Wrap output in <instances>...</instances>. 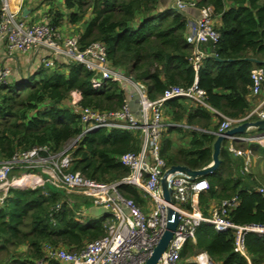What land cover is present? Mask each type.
I'll list each match as a JSON object with an SVG mask.
<instances>
[{
    "label": "trees",
    "instance_id": "obj_1",
    "mask_svg": "<svg viewBox=\"0 0 264 264\" xmlns=\"http://www.w3.org/2000/svg\"><path fill=\"white\" fill-rule=\"evenodd\" d=\"M195 1L197 6H211L213 18L219 19L214 21L218 42L213 52L202 57L196 74L189 59L193 46L185 36L184 14L172 8L159 10L158 0H63L71 23L92 14L79 31L81 44L103 42L108 63L143 82L149 97L157 98L169 85L188 86L196 75L207 106L182 96L165 100V113L176 124H165L160 139V154L167 166L179 164L191 169L211 162L212 143L222 119L217 115L218 121L212 122L211 108L230 118L243 117L250 110V70L264 68V0H229L228 5L225 0ZM45 14L48 22L59 26L62 13L57 8H49ZM34 68L23 77L0 82V161L36 145L59 151L76 138L69 147L71 170L99 182L125 176L128 167L118 157L139 149L138 134L96 128L79 135L81 124L68 104L71 92L77 91L83 105L116 108L125 97L124 87L107 79L93 88V72L75 62ZM255 130L262 132L264 128ZM172 133L179 144H174ZM185 136H189L186 142ZM228 142L226 138L221 141L216 169L200 176L207 180L208 188L198 194L199 208L208 215L213 202L216 205L236 196L238 203L230 208L227 218L235 224L263 226L264 195L257 188L264 189V171L241 173L243 159L228 150ZM240 146L264 159V141ZM22 171L24 167H15L11 175ZM118 188L136 204H145L133 185L120 184ZM56 203L60 204L57 210L52 208ZM81 204L90 205L91 200L47 183L9 186L0 205V254L5 252L0 264H36L43 259L44 243L76 251L102 236L106 214L79 220L76 212ZM21 245L26 246L25 257L17 262L14 254ZM199 252L215 264H264V233L247 231L240 252L235 249L231 230L215 231L203 222L195 228L193 239L181 247L179 264H196L190 257Z\"/></svg>",
    "mask_w": 264,
    "mask_h": 264
},
{
    "label": "built area",
    "instance_id": "obj_2",
    "mask_svg": "<svg viewBox=\"0 0 264 264\" xmlns=\"http://www.w3.org/2000/svg\"><path fill=\"white\" fill-rule=\"evenodd\" d=\"M21 2L22 0H1L0 42L3 44L5 56L31 51L36 55L34 65L45 68H53L60 62L79 63L93 72L90 79L93 88L99 87L102 81L107 79L118 82L124 87L126 94L122 104L112 109L83 105L79 102L80 93L71 92L68 104L81 124L79 135L96 128H116L137 133L140 138L137 151H127L118 157L120 162L128 167V173L110 182H99L85 177L78 170H71L73 157L69 151L70 146L55 151L48 145H36L17 150L9 158L0 161V205L9 186L34 187L28 185L27 177L35 175L33 170L38 168L44 175L43 178H38L39 185L47 183L66 191H80L91 197L93 205L100 207L103 214H106L105 233L102 236L85 242L76 251L44 243L43 259L39 260L38 264H144L165 227L167 206L178 212V222L156 264H179L181 247L186 240L193 239L195 228L203 222L215 231L231 230L235 249L240 252H243V239L247 231L264 233V225H240L227 218L230 208L238 203L236 196L220 200L211 207L208 215H203L198 205V194L208 188L204 177L196 176L191 179L183 171L168 173L165 180L170 202L163 197L160 179L169 167L160 154L164 102L169 98L182 96L194 104L207 106L204 100L205 92L198 87L196 75L190 85H169L157 98H151L143 82L108 63L107 49L103 42L93 40L82 45L79 35L63 33L48 22V17L43 12L38 20L29 21L21 14ZM171 7H176L184 14L187 24L192 28L190 41L193 48L189 59L196 74L202 57L210 51L213 52L212 49L219 39L212 8L209 5L197 6L195 0H171ZM190 9L196 10L197 16L185 13ZM188 19L191 20L190 23ZM201 44H206L207 50L201 49ZM12 71L11 66L3 62L0 66V82L10 81L13 77ZM250 78L249 95L263 93L259 103V106L263 107L264 68H252ZM128 86L130 89H127ZM262 107L249 110L243 117L236 119L224 116L211 108L222 118L216 133L242 122L252 121V115H256L257 119L264 118ZM250 127L254 126L246 128ZM226 139L229 140L228 150L243 158L240 171L246 173L249 170L252 150L240 145L249 142L262 143L264 131L237 133ZM75 140L76 138L73 143ZM18 166L24 167L25 171L17 176L11 175L12 170ZM21 179L24 182L17 183ZM120 184L136 187L149 204H136L131 197L119 190ZM257 190L264 195L263 188L258 187ZM59 205L56 203L52 208L57 210ZM79 212H76V216L81 220ZM198 263L200 264V257ZM206 264L215 263H211L206 256Z\"/></svg>",
    "mask_w": 264,
    "mask_h": 264
},
{
    "label": "crops",
    "instance_id": "obj_3",
    "mask_svg": "<svg viewBox=\"0 0 264 264\" xmlns=\"http://www.w3.org/2000/svg\"><path fill=\"white\" fill-rule=\"evenodd\" d=\"M37 0H22L21 2V14L24 18H26L29 21H36L40 18L41 16V12H44L45 6L48 5H44L42 2L40 7L42 8V11L40 10V12L38 13L39 9H35V4H36ZM52 2V5H54V7L56 6V8L58 9L59 12H61V18L59 20V26L58 28L63 32V33H69V34H75V35H79V32H77L78 30L81 31L82 28L85 25V21L89 18L92 17V14L90 12H88L89 14L86 15V17H84L83 20L77 22V23H71L69 22L68 19V10L65 8L63 0H50ZM229 0H225V4L228 5ZM157 7L159 10H164L166 8H172L171 7V0H158L157 3ZM22 9H25V14L22 13ZM185 13H191L192 16H197V11L196 10H188ZM190 16V15H189ZM186 17V16H185ZM213 20L216 22H219V19H214ZM188 22L190 23L191 20L188 19ZM192 28L190 25H186V31H185V36L186 38L190 41L192 38ZM201 49H206L207 50V46L206 44H201L200 45ZM25 52L23 53H14L12 56H5L4 54V48H3V44L0 42V66L3 64V62L5 64H8L9 66H11L12 68V72L13 75L12 76H18L21 75L22 77L29 72V68H31L30 66L36 67L35 64V54L31 51L28 52V54H26L25 56L23 55ZM3 60V61H1ZM32 70L34 68H31ZM64 70V69H63ZM21 77V78H22ZM130 89V86H128ZM126 89V90H127ZM126 94V93H125ZM263 94V93H262ZM262 94L259 95H249L248 99L250 102V110H253L255 108H260L262 107L261 105L259 106V103L261 101L262 98ZM262 109L264 110V106L262 107ZM163 112L165 113V107ZM218 116L216 113H213L212 115V122L216 123L218 121ZM169 115L167 113L163 114V123L165 124H169V125H174L176 123L170 122L169 121ZM178 125V124H177ZM255 128L257 127H250V128H245V133H252L255 130ZM172 137H174L173 139L174 144L176 143H180V141L175 139V134L172 133ZM189 136H185L184 141L186 142L188 140ZM175 144V145H176ZM251 162H252V166L250 168V170H248L247 172H252V174L256 175L257 172H262L264 171V159L259 158L256 154H254V152H252V156H251ZM242 168V166H241ZM246 172V173H247ZM38 180V179H37ZM215 205V202H213L211 204V207ZM89 210L91 211V216L94 218H97L99 215H103V211L101 210V208H97L95 206H91L89 207ZM99 213V215H97ZM202 255L207 256L206 253L202 252L198 255V259L199 257L201 258ZM208 257V256H207ZM198 259H194V262H196V264L198 263ZM193 261V260H192Z\"/></svg>",
    "mask_w": 264,
    "mask_h": 264
},
{
    "label": "water",
    "instance_id": "obj_4",
    "mask_svg": "<svg viewBox=\"0 0 264 264\" xmlns=\"http://www.w3.org/2000/svg\"><path fill=\"white\" fill-rule=\"evenodd\" d=\"M173 10L176 12H180L176 7H172ZM22 13L25 14V9H22ZM256 60V59H254ZM257 61V60H256ZM264 63V60H262ZM247 126H254L257 128H264V118L255 119L252 121H246L242 122L238 125L232 126L226 130H224L221 133H218L215 140L212 143V154H211V162L202 167V168H188L183 165L174 164L170 165L167 170L164 172L161 181V187L163 192V197L167 202H170L169 197V191L166 186V180L165 177L168 173L173 172H185L191 179H193L196 176L204 175L208 172H211L212 170L216 169L219 163V148L221 145V141L225 139L226 137L230 135H234L237 133H243L245 131V128ZM178 222V212L172 208L171 206L166 207V223L165 227L160 234L157 242L152 247V250L149 254V256L146 258L144 264H156L158 259L160 258L161 254L164 252L170 238L172 237L173 231L176 227V224ZM209 261L213 263V261L209 258Z\"/></svg>",
    "mask_w": 264,
    "mask_h": 264
},
{
    "label": "rangeland",
    "instance_id": "obj_5",
    "mask_svg": "<svg viewBox=\"0 0 264 264\" xmlns=\"http://www.w3.org/2000/svg\"><path fill=\"white\" fill-rule=\"evenodd\" d=\"M40 2H42L44 5H48V6H45V8H46V10H48L49 8H52V10L54 9V8H56V6L54 7V5H52V2L50 1V0H37L36 1V4H35V9L37 8V9H39L38 10V13L40 12V10L42 11V8L40 7V5H41V3ZM46 10L43 12L44 14L46 13ZM77 32H79V30L77 31ZM26 54H28V52H25L23 55L25 56ZM31 68H34L33 66H30ZM31 68H29V71H32V69ZM35 69V68H34ZM165 114V113H164ZM73 140L74 139H72L71 141H69L67 144H66V146L65 147H67V146H72L73 145ZM233 154V153H232ZM234 155V154H233ZM243 159V158H242ZM243 164V163H242ZM251 166H252V162H250V165H249V170H250V168H251ZM33 173L35 174V175H37V177L38 178H43L44 177V175L43 174H41V172H40V170L38 169V168H34V171H33ZM18 175V174H17ZM17 175H15V176H17ZM10 177H9V181H10ZM39 183H40V181L39 180H36V181H34L33 183H30V182H28V185H30V186H37V185H39ZM26 185V184H25ZM21 186H24V185H21ZM1 188V187H0ZM65 192L66 193H73V194H78V195H81V196H84V197H88L90 200H91V204L90 205H85V204H81V206H80V208H79V213L81 214L80 215V219L82 220V219H86L87 217H92L91 216V211L89 210V207H91V206H94L93 205V203H92V199H91V197H89V196H87V195H85V194H83L82 192H80V191H72V190H69V191H66L65 190ZM139 192V191H138ZM139 194L140 195H142L140 192H139ZM144 198V200H145V204L143 205V206H146V205H148L149 203H148V201H146V198L145 197H143ZM72 200H74L73 198H71ZM70 198H69V200H71ZM97 208H100V207H97ZM97 215H99V213L97 214ZM101 215H99L98 217H100ZM25 252H26V246H23V245H21V246H19L17 249H16V252H15V257H16V260H17V262H19V260L20 259H22V258H24L25 257ZM4 253L5 252H1V254H0V258H2V257H4ZM200 253H202V252H199V253H197V254H195V255H193V256H191L190 257V260H193L194 261V259H198V255L200 254ZM206 257V256H205ZM38 262H39V260H37L36 261V264H38ZM8 263V262H7ZM15 264H18V263H15Z\"/></svg>",
    "mask_w": 264,
    "mask_h": 264
},
{
    "label": "bare ground",
    "instance_id": "obj_6",
    "mask_svg": "<svg viewBox=\"0 0 264 264\" xmlns=\"http://www.w3.org/2000/svg\"><path fill=\"white\" fill-rule=\"evenodd\" d=\"M38 179L37 175H29L27 177V180H29L30 183H33L34 181H36ZM20 182H24L23 179H21L20 181H17V183ZM200 264H206V257L205 255H202L200 258Z\"/></svg>",
    "mask_w": 264,
    "mask_h": 264
}]
</instances>
